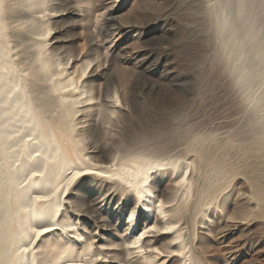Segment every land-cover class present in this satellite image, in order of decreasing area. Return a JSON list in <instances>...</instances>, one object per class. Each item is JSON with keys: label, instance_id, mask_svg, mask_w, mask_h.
<instances>
[{"label": "rangeland", "instance_id": "1", "mask_svg": "<svg viewBox=\"0 0 264 264\" xmlns=\"http://www.w3.org/2000/svg\"><path fill=\"white\" fill-rule=\"evenodd\" d=\"M216 4L4 0L17 70H39L58 93L83 101L68 115L92 162L146 157L182 166L154 169L152 187L192 257L168 261L161 237L165 264H264V68L257 62L255 83L241 81L215 27ZM104 179L93 173L70 184L58 216L73 242L55 244H72L76 257L110 250L98 264H143L125 250L136 198Z\"/></svg>", "mask_w": 264, "mask_h": 264}, {"label": "bare ground", "instance_id": "2", "mask_svg": "<svg viewBox=\"0 0 264 264\" xmlns=\"http://www.w3.org/2000/svg\"><path fill=\"white\" fill-rule=\"evenodd\" d=\"M3 14L4 0H0V264H98L101 255H108L110 250L72 255V244L63 242H73V228L58 216L70 184L93 173L136 198L128 216L126 236L133 239L125 249L128 259L136 254L143 264H165L166 259L157 260L162 237L168 239L166 250L162 244V256L167 253L168 261L174 257L191 261L175 213L152 187L155 168L182 166L146 157L92 162L68 115L70 105L83 101L73 93H58V86L45 83L39 70L22 76L4 39ZM212 16L216 30L225 36L234 71L244 84L255 83L259 78L255 65L264 68V0H217ZM112 199L109 195L107 201ZM62 240L63 244H55Z\"/></svg>", "mask_w": 264, "mask_h": 264}]
</instances>
